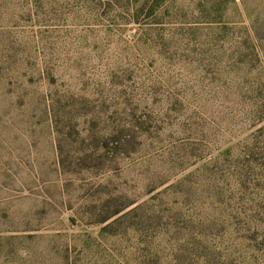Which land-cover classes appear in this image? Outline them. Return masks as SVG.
Returning <instances> with one entry per match:
<instances>
[{
	"label": "rangeland",
	"instance_id": "374dc122",
	"mask_svg": "<svg viewBox=\"0 0 264 264\" xmlns=\"http://www.w3.org/2000/svg\"><path fill=\"white\" fill-rule=\"evenodd\" d=\"M136 2L0 0V264H264V0Z\"/></svg>",
	"mask_w": 264,
	"mask_h": 264
},
{
	"label": "trees",
	"instance_id": "16d2710c",
	"mask_svg": "<svg viewBox=\"0 0 264 264\" xmlns=\"http://www.w3.org/2000/svg\"><path fill=\"white\" fill-rule=\"evenodd\" d=\"M163 2L164 0H137V2L134 3L132 7L135 10L136 24L140 25L142 28H144L146 24H149V23H140V20L144 19V21H146L145 18L147 19L150 18L152 14L154 13V11L157 10L162 5ZM142 16L144 17L141 18ZM249 22L251 23L250 28L253 29L257 35H259L260 32L264 30V17L257 18L255 20H250ZM42 75H45L44 71L42 72ZM52 110H53V105L49 106L48 111L50 112ZM118 214H120V211H116L115 213L108 215L107 217L103 218L101 221H98V222L100 224L106 223L110 221L113 217L117 216ZM110 224L111 223H109L108 225Z\"/></svg>",
	"mask_w": 264,
	"mask_h": 264
},
{
	"label": "water",
	"instance_id": "95a60500",
	"mask_svg": "<svg viewBox=\"0 0 264 264\" xmlns=\"http://www.w3.org/2000/svg\"><path fill=\"white\" fill-rule=\"evenodd\" d=\"M74 223V222H73Z\"/></svg>",
	"mask_w": 264,
	"mask_h": 264
}]
</instances>
